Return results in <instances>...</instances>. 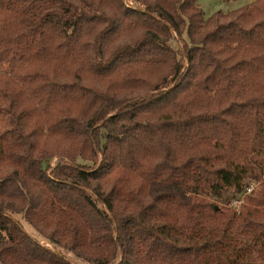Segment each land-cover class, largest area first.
<instances>
[{
	"label": "trees",
	"instance_id": "1",
	"mask_svg": "<svg viewBox=\"0 0 264 264\" xmlns=\"http://www.w3.org/2000/svg\"><path fill=\"white\" fill-rule=\"evenodd\" d=\"M0 264H264V0H0Z\"/></svg>",
	"mask_w": 264,
	"mask_h": 264
},
{
	"label": "rangeland",
	"instance_id": "2",
	"mask_svg": "<svg viewBox=\"0 0 264 264\" xmlns=\"http://www.w3.org/2000/svg\"><path fill=\"white\" fill-rule=\"evenodd\" d=\"M252 0H198L200 6L202 7L204 16H209L210 14H212L213 12L217 11V10H222V11H227L229 9H233L236 7H239L241 5L247 4ZM57 156H54L51 158L50 160V164L53 165L56 161ZM251 183H253V187H256V185L258 184V181H254L252 180ZM250 184V183H249ZM248 184V185H249ZM250 192H241V193H231L228 192L225 196H224V201L227 202L230 206L237 208L239 206V200L241 198V196L243 197V195L245 193ZM239 203V204H238ZM238 204V205H237ZM26 229L28 230V232H32V228H30L29 225H26ZM42 243L46 244V245H51L47 240L42 239L41 240ZM68 256L74 260V256L72 253H67Z\"/></svg>",
	"mask_w": 264,
	"mask_h": 264
},
{
	"label": "built area",
	"instance_id": "3",
	"mask_svg": "<svg viewBox=\"0 0 264 264\" xmlns=\"http://www.w3.org/2000/svg\"><path fill=\"white\" fill-rule=\"evenodd\" d=\"M253 185H254L253 183H250V184L245 188L244 192H247V191L251 190V189L253 188ZM242 201H243V198H242V196H241V198H240V200H239V203H241ZM239 203H238V204H239ZM238 204H237V205H238ZM234 207H235V206H234ZM238 207H239V206H238ZM238 207H237V208H238Z\"/></svg>",
	"mask_w": 264,
	"mask_h": 264
}]
</instances>
